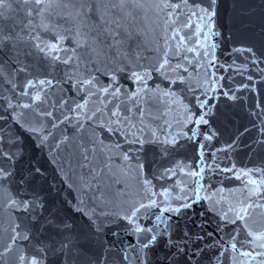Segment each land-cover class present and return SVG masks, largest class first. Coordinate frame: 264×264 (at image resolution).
Listing matches in <instances>:
<instances>
[{"label": "snow or ice", "instance_id": "6c2138e0", "mask_svg": "<svg viewBox=\"0 0 264 264\" xmlns=\"http://www.w3.org/2000/svg\"><path fill=\"white\" fill-rule=\"evenodd\" d=\"M141 14L162 18L156 48ZM245 71L235 88L224 74ZM257 77L264 0H0V121L17 126L0 124V264H264V168L221 166L264 152ZM170 99L183 119L160 125ZM242 113L259 119L240 127Z\"/></svg>", "mask_w": 264, "mask_h": 264}, {"label": "water", "instance_id": "95a60500", "mask_svg": "<svg viewBox=\"0 0 264 264\" xmlns=\"http://www.w3.org/2000/svg\"><path fill=\"white\" fill-rule=\"evenodd\" d=\"M13 7L15 8L16 5L13 4ZM15 15V13H13ZM161 23L162 18H157L155 16H152L151 14H141V16L135 21V26L141 31L142 39L144 42L152 48L158 47L157 40L160 35H162L161 31ZM222 60L226 59L229 62H231L232 59L236 60V67H241L243 64V57H228L226 54L224 57H221ZM225 76H230L232 79L230 81H227L231 84L233 88H235L238 84L243 81L244 83H248V81L244 78L248 74L256 75L255 71H245L244 76H241L234 72L224 73ZM187 75H190L192 77V83L195 84L198 80L202 79V73L199 71H193L190 68V71ZM157 83H160L163 87L164 81L157 80ZM152 83V82H150ZM256 87L258 90L257 93H246V95L249 97L248 99V106L250 110H257L255 109L256 103H260L261 105H264V81H261L259 77H257V83ZM10 85L7 80L0 81V94H2L5 97H8L11 95L10 91ZM183 86H180V89L177 91V96L180 99H183L185 96L188 97V99L191 98L192 93L191 92H184ZM59 95V93H57ZM23 99V98H20ZM188 99H184V103H188ZM157 108L159 111L156 113V115L159 117V119L156 121V123L163 125L165 122H170L173 125H176L178 121L183 119V106L179 103V101H173L168 100L167 103L160 102L157 105ZM10 110L4 111L5 120L0 121V124L4 125L3 134L11 135L17 128V126L11 124V122L8 120V112ZM258 111V110H257ZM259 117H249L246 113H242L239 119V126L243 127L244 125H248L251 127V121L258 120ZM255 130L250 132L248 136H254ZM228 138V134H225L224 139ZM246 136L244 139H247ZM107 143V141H106ZM221 143H223V140H221ZM192 147L188 150H186L185 154H182L179 159L184 160L185 156L187 157V162L192 163ZM220 156H224V153H220ZM39 158V154H38ZM236 164L238 168H264V152H257L256 154H252L249 152V150L245 147H240L236 151L231 153L230 159L226 158L221 163V166H224V164ZM170 183V182H169ZM211 183L214 188L216 189H222V192L220 193V197L226 202V203H234L236 200L241 198V192L243 190V185L241 181L236 180L234 178H231L230 174L227 175H214L211 178ZM129 187L130 189L134 188V181L130 178L129 179ZM67 194V193H66ZM254 218L257 221H264V209H255L254 210ZM128 239H132L131 237H128Z\"/></svg>", "mask_w": 264, "mask_h": 264}]
</instances>
